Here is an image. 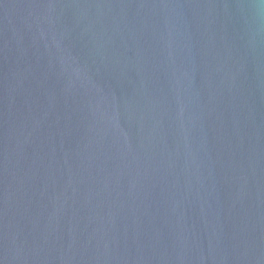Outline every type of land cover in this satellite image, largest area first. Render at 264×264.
I'll return each instance as SVG.
<instances>
[{"label": "water", "instance_id": "water-1", "mask_svg": "<svg viewBox=\"0 0 264 264\" xmlns=\"http://www.w3.org/2000/svg\"><path fill=\"white\" fill-rule=\"evenodd\" d=\"M0 264H264V0H0Z\"/></svg>", "mask_w": 264, "mask_h": 264}]
</instances>
